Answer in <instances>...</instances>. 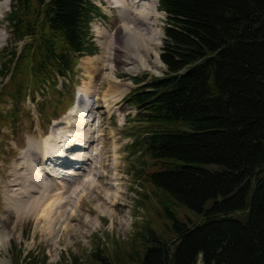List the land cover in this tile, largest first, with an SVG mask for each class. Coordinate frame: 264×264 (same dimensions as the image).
Instances as JSON below:
<instances>
[{
  "label": "trees",
  "instance_id": "obj_1",
  "mask_svg": "<svg viewBox=\"0 0 264 264\" xmlns=\"http://www.w3.org/2000/svg\"><path fill=\"white\" fill-rule=\"evenodd\" d=\"M159 10L165 75L127 97L143 125L132 147L149 160L133 176L202 221L188 225L163 204L175 238L144 227L143 250L128 262L199 264L201 255L203 264H264V0H160ZM103 17L93 0H12L11 41L23 48L2 52L0 77L18 80L16 102L27 83L43 93L63 80L65 90L78 61L96 55L91 25ZM6 118L16 123L14 112L0 124ZM152 162L161 168L149 172ZM100 255L91 264H127Z\"/></svg>",
  "mask_w": 264,
  "mask_h": 264
},
{
  "label": "rangeland",
  "instance_id": "obj_2",
  "mask_svg": "<svg viewBox=\"0 0 264 264\" xmlns=\"http://www.w3.org/2000/svg\"><path fill=\"white\" fill-rule=\"evenodd\" d=\"M93 1L101 8L104 16L103 19H97L91 25L98 51L96 55L85 56L78 61L75 76L67 82L65 90L63 80H59V83L52 88L45 87L46 91L43 93L40 89H33L31 83H27L25 99L18 103L12 96L14 89L18 88V80L12 85L9 79L3 80L4 78L0 77V115L14 112L17 119L15 124L10 118H6L0 124V183H2L0 184V203H3V206L2 203L0 204V218L4 217L1 212L5 208V202L8 204V193L11 192L8 188V181H2L3 175L11 174V168L20 163V157L24 151L29 149L30 143L42 147L52 132L58 133L61 128L66 131L62 122L67 119L70 109L77 104H80V112H83L81 114L91 107L95 112L94 125L91 122L93 118L86 120V123L90 121L88 129H91L88 137L91 138L90 140L93 138L94 144L91 149L94 151L87 150L88 148L82 149L81 152L77 151L74 156H77L78 152L82 154L85 151L82 156L88 155V161L85 158L87 162L81 161V165L68 161L69 164L64 170L79 171L86 179L88 176H84L86 174L84 170H89L91 166L97 167L94 169L95 175L89 179L91 186L86 188L79 186L65 198V201H70V204L64 208L65 212L75 213V210L77 212L72 221L68 219L69 216L67 217L66 213L60 221H55L49 226L47 221L38 219L35 214L24 219L8 214L12 220L9 223L10 229L8 228L6 234L0 238L9 241L5 247H0V264H17L18 260L19 264H25L23 260H31V258L37 260L39 264H91L97 252H100V256L109 259L110 262L114 263L118 258H122L129 264L131 254L138 258L135 252L140 254L143 250L144 243L138 234L144 230V227L149 225L157 236L165 241L175 238L171 222L163 206L169 201L162 197L153 186H148L146 183L142 186L139 183L142 179L138 180L133 176L134 171L141 168V165H146L149 160L140 157L142 155L140 149L135 150L132 147L137 137L139 138L143 125L136 118L139 110L127 103L128 95L139 86L149 82L152 78L165 75L164 63L163 65L158 64L161 68H152L155 60L153 53L148 54L144 51L142 53V50H138V46L140 43L146 44L147 34L154 35L156 38L160 34L162 39L160 38L161 44L158 50L154 49L153 42L151 47L158 56H161L165 39L164 31L167 25L166 14L163 18V15L159 13L157 19L149 17V21L144 20L142 23L137 21V16L131 15L130 20L125 22L122 20L121 23L118 11L114 10L110 3L106 0ZM4 2H7V5L3 15L0 14L3 19V25L0 28V71L2 70V52H9L11 48L16 47L18 51H21L23 48V44L15 43V45L11 41V29L5 18L11 11L12 0H4ZM122 17L124 20L127 18L125 15ZM101 33L106 34V37L109 35L110 38L117 39L113 42L115 46L117 42L122 44L123 48L130 47L128 50L134 62L131 63L132 66L126 60L127 52H119L117 55L114 53L112 62L107 61V55L103 54L105 47L100 44L102 40L96 38ZM159 60L161 61L160 57ZM121 61L128 64L124 65ZM135 63L139 65V69L133 74L130 70L135 67ZM134 78L143 83L137 85L133 81ZM60 91L65 92L66 95H61ZM80 91L84 92L88 99L91 98L89 102L80 101ZM56 92H59L58 96ZM33 97L36 101H33ZM70 98H73L72 103H70ZM105 99L108 100L106 103ZM15 102L19 104V108L15 106ZM42 104H48L49 107L47 113L43 115L40 114ZM108 105L110 109H107ZM52 139L55 140V136ZM58 145L60 146L59 143ZM133 151L135 153L132 156ZM67 153L69 154L67 158H73V153ZM63 159L66 160L65 157ZM76 165L81 169H77ZM98 166H100L99 169ZM205 167L211 170L220 169L217 165H205ZM58 168L59 166L56 168L53 164L49 166V171ZM147 168L149 172H153L161 167L155 166L152 162V166L147 165ZM88 174L89 172L86 175ZM84 189L90 192V195L86 196L87 200L85 195L89 193ZM93 189L95 192L92 191ZM83 192V201L80 203L76 198L79 193ZM144 193L148 198L143 197ZM105 194L111 198L107 199ZM111 201L117 202L115 209L110 207ZM168 204L178 220L188 225L202 221L197 213L185 207L173 205L171 202ZM7 206L14 209L12 204ZM94 208L106 214L101 215L98 211H93ZM58 210L60 213L63 212L62 207L54 212Z\"/></svg>",
  "mask_w": 264,
  "mask_h": 264
},
{
  "label": "bare ground",
  "instance_id": "obj_3",
  "mask_svg": "<svg viewBox=\"0 0 264 264\" xmlns=\"http://www.w3.org/2000/svg\"><path fill=\"white\" fill-rule=\"evenodd\" d=\"M106 1L112 5L114 10L118 11L119 18L121 19V23H122V20L124 22L127 20H130L129 16L131 15L137 16L136 19L140 23H142V21L144 20L149 21V17L150 19L152 17H155L157 19V15L159 13L163 15V18L165 15L164 12L159 10V0H106ZM6 5H7V2H4V0L2 1V3L0 2V14L1 15H3V11ZM147 11L151 12V14H148ZM153 11L155 12V15ZM123 15H125V18L127 17L125 20L122 17ZM2 21L3 19L0 17V28L3 25ZM159 35L156 38V36L154 35L147 34V36H145L146 44L140 43V45L138 46V50L139 51L142 50V53L144 52L148 54L153 53L155 60L151 67L156 68V69L161 68L158 66V64L162 63L163 65L162 60L161 61L159 60V57L161 58V56L160 55L158 56V54L155 51H153L154 49L157 51L158 48L160 47V44H161L160 38L162 39V37L161 35L160 36ZM96 38L98 40H102L100 44L103 47H105L104 48L105 51L103 52V54L107 55L108 57L107 61L112 62V60L114 59V53L117 55L119 52L121 53L127 52L126 60L128 61L129 65H131V63L133 62V58L131 56L130 50H128L130 47L123 48L122 44L117 43V42L115 46L113 42L114 40L116 41L117 39L110 38L109 35L106 37V34H102V33L98 34ZM152 42L154 43V45L152 44ZM0 43H1V40H0ZM152 45L155 46L154 49L153 47H151ZM128 63L122 62V64L124 65H127ZM134 66L135 67H133L132 70H130V72L133 74H135V72H137V70L139 69L138 64ZM80 92H81V95L79 96L80 101L89 102V99L91 98L88 99V97L86 96L84 92L82 91ZM106 99H105V103L108 101ZM91 108L85 110L84 114H81L83 112H80V104L73 106L70 109L67 119H65L62 122L66 131L64 130V128H61L60 132L58 133L52 132L46 138L47 140L44 142L43 146L41 145L42 147H39V146H36L30 143L29 149L27 151H24L22 156L20 155L21 156L20 163L16 164V166L11 168L12 169L11 174L9 176L3 175L2 181L3 182L8 181L7 182L8 188L10 189L11 192L8 193V198H7L8 204L5 202V208L1 212V214L3 213L2 216L4 217L0 218V236H3L6 234L5 232L9 228V223L10 221H12L9 218L8 214L15 216V217L17 215L18 218H23V219L25 217H29L32 214H35L36 217L38 216V219L47 221L49 226L50 224L55 223V221H60L63 214H66V213H67V217L69 216L68 219H70L71 221L74 219L77 213L76 210H75V213H71V211L70 213L65 212L64 210V208H66V206L70 204V201H65V198H67L66 197L67 195L70 196L71 192L77 190L79 186L84 187V188H86L87 186H91L90 184L91 181L89 179L95 175L96 171L94 172V169H97V167L93 168L91 166L89 170H86V169L84 170L86 174L89 172L88 175L86 174L84 175V176H88L86 179L82 177V174L79 173V171H69V170L66 171L64 169H66L65 166L69 164L68 161L77 162V165H81L80 164L82 163L81 161H83V163H86L88 161V155L82 156L84 155L85 151L82 154H80L79 152H81L82 149L85 150L88 148L87 150H90L91 148H93V144H94L93 138L92 140H90L91 138L88 137L89 136L88 132H90V129H91V128L88 129L89 128L88 126L90 125L89 124L90 121L86 123V120L88 118L94 119L91 121L93 125L96 122V118H94L95 112L92 111L93 108L92 109ZM107 109H110L109 105L107 106ZM97 127L99 128V125H97ZM67 130H70V131H67ZM54 136H55V140L52 139ZM58 143L60 144V146L58 145ZM77 151H79L77 156H74V153H77ZM91 151H94V150L91 149ZM67 152L73 153V158H67L66 156L69 155ZM95 155L98 156V154H95ZM63 157H65L66 160H64ZM85 158H87V161ZM48 162H51V163H48ZM53 164L55 165L56 168L58 166L59 168L49 171V166ZM77 165L75 167H77ZM99 168L100 166H98V169ZM77 169H81V167H77ZM59 179H62V180H59ZM112 188L114 187L112 186ZM84 190L89 193L85 195V197L86 196L88 197L90 195V192L88 191V189H84ZM92 191L95 192L94 189ZM83 195H84V192L79 193L76 198L77 201H79L80 203L83 201L82 199ZM104 196L107 199L111 198V196H107L106 194ZM55 197H57L56 200H54ZM87 197L85 198L86 200H87ZM9 204H12L14 209L7 206ZM116 205H117L116 201H111L110 203L111 208L113 207L115 209L117 207ZM2 206H3V203H2ZM61 207L63 209L62 213H60L59 210L57 212H54L58 208H61ZM93 211H96V212L98 211V213H100L101 215L106 214L105 212L98 210V208H94ZM66 228L69 229V227H66ZM8 241L9 240L7 239L2 240V238H0V247L1 248L5 247Z\"/></svg>",
  "mask_w": 264,
  "mask_h": 264
},
{
  "label": "water",
  "instance_id": "obj_4",
  "mask_svg": "<svg viewBox=\"0 0 264 264\" xmlns=\"http://www.w3.org/2000/svg\"><path fill=\"white\" fill-rule=\"evenodd\" d=\"M255 187V185L253 186V188ZM199 264H203L202 263V256L200 255V257H199Z\"/></svg>",
  "mask_w": 264,
  "mask_h": 264
}]
</instances>
